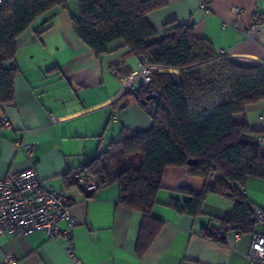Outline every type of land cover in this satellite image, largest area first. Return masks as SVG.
Returning <instances> with one entry per match:
<instances>
[{"label": "crops", "instance_id": "crops-1", "mask_svg": "<svg viewBox=\"0 0 264 264\" xmlns=\"http://www.w3.org/2000/svg\"><path fill=\"white\" fill-rule=\"evenodd\" d=\"M166 2V7L147 15L157 32L169 22L192 25L195 35L210 43L218 56L246 68L264 64V0H210L209 13L200 9V0ZM76 15L75 0H67L66 8L39 17L17 38L15 60L3 64L18 70L14 100L0 104V180L33 167L45 186L67 198L71 223L62 221L59 228L68 230L69 236L52 241L42 231L0 234V264H6V258L12 259L10 264H72L65 251L69 242L80 264H252L247 259L250 234L237 240L230 234L225 246L201 236L202 226L219 227V220L234 207L231 200L209 194L197 217L167 207L171 199H189L178 193L181 188L202 192L206 181L191 176L187 168L165 170L152 209L162 226L141 255L137 250L141 215L118 205L115 184L87 193L68 183L67 178L105 151L122 129L146 131L151 126L139 102L124 97V77L135 73L137 58L121 40L95 57L72 32L71 18ZM255 16L260 24L246 39L241 30ZM48 18L49 28L36 36L35 30ZM162 71L154 67V72ZM3 119L6 126L1 125ZM234 121L264 133V101L247 106ZM20 143L34 146L29 158L19 151ZM260 152L264 155V139ZM243 191L253 208L264 211V180L248 179Z\"/></svg>", "mask_w": 264, "mask_h": 264}, {"label": "trees", "instance_id": "trees-1", "mask_svg": "<svg viewBox=\"0 0 264 264\" xmlns=\"http://www.w3.org/2000/svg\"><path fill=\"white\" fill-rule=\"evenodd\" d=\"M75 2L72 32L95 57L103 56L111 43L121 40L129 54L144 57L152 67L163 70L151 74L148 87L124 96H133L139 102L151 120L150 128L122 129L105 151L97 153L78 172L83 182L94 181L96 190L115 184L118 205L141 215L139 255L148 249L162 226L152 209L168 168H187L191 176L206 181L200 194L186 188L178 190L189 199L169 201L167 207L176 213L200 216L209 194L234 203L219 220L218 228L202 226L204 239L225 246L230 234H251L254 208L243 189L250 178L264 180V155L260 152L264 133L251 130L246 122H235L234 116L264 101V64L246 68L218 56L210 43L195 35L192 25L169 22L157 32L147 15L166 7V0ZM66 7L67 0H1L0 104L14 100L18 70L3 64L15 60L17 38L39 17ZM49 21L46 19L35 30L36 36L49 28ZM149 95H156V99L142 105ZM152 101L155 106L149 111ZM189 160H197V164L188 166ZM67 181L82 187L72 176Z\"/></svg>", "mask_w": 264, "mask_h": 264}, {"label": "built area", "instance_id": "built-area-1", "mask_svg": "<svg viewBox=\"0 0 264 264\" xmlns=\"http://www.w3.org/2000/svg\"><path fill=\"white\" fill-rule=\"evenodd\" d=\"M210 0H200V9L209 13ZM238 13V9H232ZM260 19L255 16L251 25L241 30V35L250 39L256 32ZM154 72L146 58L139 57L136 62L135 73L124 77L126 91L135 95L139 87H148L151 82V74ZM155 102L148 105V110L153 111ZM6 126V119L1 121ZM264 139L261 137V140ZM18 149L24 157L29 158L34 146L27 143L18 144ZM87 193L96 190L94 181L83 182L78 172L72 174ZM70 204L67 198L60 192L47 187L40 180L37 171L30 167L19 173H9L0 180V234L4 236L28 235L35 231H42L52 241L67 239L69 232L62 231L59 224L62 221L71 223L69 212ZM254 229L250 234L251 242L247 252V259L252 264H264V211L254 208L252 211ZM240 234H234L238 239ZM66 254L72 264H80L75 258L70 242L66 248ZM6 264L12 263L11 258L5 259Z\"/></svg>", "mask_w": 264, "mask_h": 264}, {"label": "water", "instance_id": "water-1", "mask_svg": "<svg viewBox=\"0 0 264 264\" xmlns=\"http://www.w3.org/2000/svg\"><path fill=\"white\" fill-rule=\"evenodd\" d=\"M154 99H156V95H149L141 102V104L145 105L148 101H151V100H154ZM195 164H197V160H189L187 162L188 166H193Z\"/></svg>", "mask_w": 264, "mask_h": 264}, {"label": "rangeland", "instance_id": "rangeland-1", "mask_svg": "<svg viewBox=\"0 0 264 264\" xmlns=\"http://www.w3.org/2000/svg\"><path fill=\"white\" fill-rule=\"evenodd\" d=\"M137 162V158L136 157H134L133 159H132V163H136Z\"/></svg>", "mask_w": 264, "mask_h": 264}]
</instances>
